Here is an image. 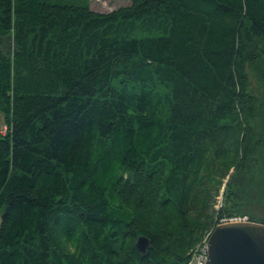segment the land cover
I'll return each mask as SVG.
<instances>
[{
  "label": "trees",
  "instance_id": "trees-1",
  "mask_svg": "<svg viewBox=\"0 0 264 264\" xmlns=\"http://www.w3.org/2000/svg\"><path fill=\"white\" fill-rule=\"evenodd\" d=\"M126 1L0 0V264H187L264 224V0Z\"/></svg>",
  "mask_w": 264,
  "mask_h": 264
},
{
  "label": "water",
  "instance_id": "water-1",
  "mask_svg": "<svg viewBox=\"0 0 264 264\" xmlns=\"http://www.w3.org/2000/svg\"><path fill=\"white\" fill-rule=\"evenodd\" d=\"M135 245L141 254H145L149 240L140 236ZM207 246L206 264H264V224H221L210 234Z\"/></svg>",
  "mask_w": 264,
  "mask_h": 264
},
{
  "label": "rangeland",
  "instance_id": "rangeland-1",
  "mask_svg": "<svg viewBox=\"0 0 264 264\" xmlns=\"http://www.w3.org/2000/svg\"><path fill=\"white\" fill-rule=\"evenodd\" d=\"M90 1V9L94 12L98 13H108L110 11H113L119 7H123L128 5V2L126 0H89ZM249 78H250V85H249V92L257 98V100L260 102L262 105V112L264 116V87L258 83L256 78L254 77L253 73L248 70ZM261 119H264L261 118ZM252 169V168H251ZM248 173H251V170L248 171ZM247 173V174H248ZM249 176V177H248ZM249 178L251 179V175L248 174H237L231 179V186L234 188V190H237L236 188H239L240 190H237L238 192L242 191V186H247V183L249 181ZM250 186V184H249ZM221 199L218 198V201ZM244 212L254 215L255 217L259 219H264V210L259 207L256 204H252L249 207H244L242 209ZM245 218L246 215L244 216ZM229 222H248V221H229ZM228 222H222L221 224H225Z\"/></svg>",
  "mask_w": 264,
  "mask_h": 264
},
{
  "label": "built area",
  "instance_id": "built-area-1",
  "mask_svg": "<svg viewBox=\"0 0 264 264\" xmlns=\"http://www.w3.org/2000/svg\"><path fill=\"white\" fill-rule=\"evenodd\" d=\"M248 221L247 218H234V219H229L225 220L224 222H229V221ZM208 258V246L205 245L204 251H201L198 253L197 256H195V259L193 261H188L187 264H206Z\"/></svg>",
  "mask_w": 264,
  "mask_h": 264
},
{
  "label": "bare ground",
  "instance_id": "bare-ground-1",
  "mask_svg": "<svg viewBox=\"0 0 264 264\" xmlns=\"http://www.w3.org/2000/svg\"><path fill=\"white\" fill-rule=\"evenodd\" d=\"M207 242L208 240H205L201 245L198 246V248L192 254L190 261H193L195 259V256H197L199 252L204 251V248H205V245H207Z\"/></svg>",
  "mask_w": 264,
  "mask_h": 264
}]
</instances>
